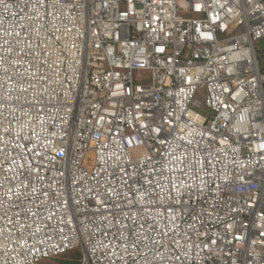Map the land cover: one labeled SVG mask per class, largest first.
<instances>
[{
	"label": "built area",
	"instance_id": "2783aa9c",
	"mask_svg": "<svg viewBox=\"0 0 264 264\" xmlns=\"http://www.w3.org/2000/svg\"><path fill=\"white\" fill-rule=\"evenodd\" d=\"M262 43L264 0H0V264H264Z\"/></svg>",
	"mask_w": 264,
	"mask_h": 264
},
{
	"label": "rangeland",
	"instance_id": "374dc122",
	"mask_svg": "<svg viewBox=\"0 0 264 264\" xmlns=\"http://www.w3.org/2000/svg\"><path fill=\"white\" fill-rule=\"evenodd\" d=\"M263 46L262 44H256V47L259 48ZM204 99H205V94L204 92L198 94L196 96V103L201 104L199 109L194 108V111L197 112L200 115H206V111H205V107H204ZM77 253H71L67 256L63 255L57 258H51L49 260H45L43 262H41L40 264H67V262H77V264H80L81 259H79V257H81V255ZM65 256V257H64Z\"/></svg>",
	"mask_w": 264,
	"mask_h": 264
},
{
	"label": "trees",
	"instance_id": "16d2710c",
	"mask_svg": "<svg viewBox=\"0 0 264 264\" xmlns=\"http://www.w3.org/2000/svg\"><path fill=\"white\" fill-rule=\"evenodd\" d=\"M263 44H264V43H263ZM262 55H263L262 59L264 60V51H263ZM262 73H264V63H263V67H262ZM71 253H77V254H80L81 257H79V259L82 260V258H83V254H82L81 250H75V251H73V252H71ZM71 253H68V254H66L65 256H67V255H69V254H71ZM80 255H79V256H80ZM65 256H64V257H65ZM81 260H79V261H81ZM67 264H77V262H67Z\"/></svg>",
	"mask_w": 264,
	"mask_h": 264
}]
</instances>
